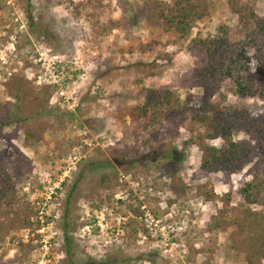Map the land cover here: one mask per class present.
Instances as JSON below:
<instances>
[{
  "label": "rangeland",
  "instance_id": "374dc122",
  "mask_svg": "<svg viewBox=\"0 0 264 264\" xmlns=\"http://www.w3.org/2000/svg\"><path fill=\"white\" fill-rule=\"evenodd\" d=\"M29 1L51 38L28 27L26 0H0V174L11 176L17 199L0 206V264H67L66 236L75 264H264L254 251L264 239V189L254 203L240 193L254 177L264 181V162L230 175L206 172L199 146H184L183 127L144 129L142 119H121L124 106L139 101L136 76L172 90L184 105L199 103L195 75L206 55L194 37L217 36L226 24L242 39L228 0H209V16L181 39L142 19L103 37L83 8H73L85 0ZM107 3L118 17L121 1ZM255 11L264 18V0ZM151 41L153 50L137 49ZM263 42L248 49L251 71L264 61ZM18 79L38 100L28 94L17 102L10 86ZM229 87L225 80L220 90L229 102L264 115V94L242 99ZM9 116L16 120L2 125ZM172 147L183 153L176 163L128 162ZM173 181L183 183V194ZM233 219L241 225L224 226Z\"/></svg>",
  "mask_w": 264,
  "mask_h": 264
},
{
  "label": "trees",
  "instance_id": "16d2710c",
  "mask_svg": "<svg viewBox=\"0 0 264 264\" xmlns=\"http://www.w3.org/2000/svg\"><path fill=\"white\" fill-rule=\"evenodd\" d=\"M25 9L28 27L35 29L34 25L43 27V34L51 38V31L45 25L35 21L30 1ZM121 1V13L113 17L109 13L110 5L107 0H85L73 5L75 10L80 7L86 12V17L91 21V27L98 35L107 36L113 30H128L138 19L149 25L170 32L177 39L187 36L196 21H202L210 14L209 0H141L140 3L129 4ZM258 0H228V7L236 17V28L241 40L232 37L228 25L219 27L217 36L203 38L196 36L193 39L194 46L199 47L206 55V62L196 73V80L202 89L200 101L197 105H184L178 94L170 89H154L143 84V77L136 76L133 80L136 87V95L139 101L125 105L121 119L124 116L133 121L143 120L144 129H155L157 125L167 124L175 130L183 127L189 136L184 140V146L196 144L201 149L200 167L206 172H222L230 175L240 171L250 162L254 165L264 162V115H253L247 106L229 102L227 96L222 93L221 86L225 80L230 81V91L237 97L246 99L262 96L264 94V61L253 70L250 69L248 49L258 41L264 40V18L259 17L255 11V3ZM71 3V1H70ZM72 4V3H71ZM72 8V9H73ZM264 45V42H263ZM137 49L142 53L154 49L153 42H139ZM123 50V49H122ZM133 52V47L126 48ZM123 52V51H122ZM257 70V71H256ZM248 72L250 75H244ZM254 72V73H253ZM23 80H16L13 87L10 86L11 95L19 102L29 95L38 100L39 93L30 90L24 93ZM47 106L48 100L44 99ZM13 111L10 116H14ZM7 117L4 124L14 122L16 119ZM243 132L246 138L236 139L234 135ZM218 139L220 145H212L209 140ZM182 151L172 147L159 152L158 150L145 153L130 159V165H134L139 159L146 164L158 162L176 163L182 159ZM139 158V159H138ZM121 163V161H119ZM76 184V183H75ZM264 181H258L256 177L244 183L240 193L242 198L249 203L257 202ZM171 187L179 194H183L185 187L181 181H173ZM15 189L11 176L2 172L0 174V206L10 208L16 202ZM29 222L23 224L27 226ZM230 224L241 225L240 221L233 219ZM67 239V264H75L72 259L70 241ZM257 255L264 258V239L259 247L254 248ZM255 257H250L253 263ZM115 261L91 260L84 264H115Z\"/></svg>",
  "mask_w": 264,
  "mask_h": 264
}]
</instances>
